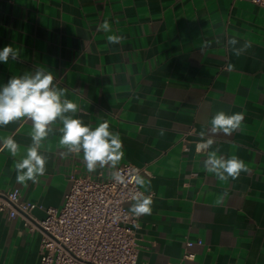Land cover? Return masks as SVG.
Returning <instances> with one entry per match:
<instances>
[{"label": "crops", "instance_id": "0c3cea01", "mask_svg": "<svg viewBox=\"0 0 264 264\" xmlns=\"http://www.w3.org/2000/svg\"><path fill=\"white\" fill-rule=\"evenodd\" d=\"M104 21L109 32L100 29ZM109 35L122 39L110 44ZM7 45L19 55L0 62V86L51 71L78 105L76 118L92 127L106 121L119 133L117 166L145 169L138 187L152 203L150 214L137 217L136 264H264L263 7L251 0H0V50ZM219 111L244 114L231 135L211 132ZM61 126L42 142L45 174L25 184L15 162L32 143L31 122L0 127V193L17 188L35 203L33 225L44 219L42 209L62 206L71 176L106 179L114 171L90 173L82 152L62 155ZM8 136L20 145L16 157L2 147ZM214 151L238 157L247 170L220 180L204 167ZM39 243L20 217L0 214V264H39ZM186 252L194 259H183Z\"/></svg>", "mask_w": 264, "mask_h": 264}, {"label": "clouds", "instance_id": "9594fccd", "mask_svg": "<svg viewBox=\"0 0 264 264\" xmlns=\"http://www.w3.org/2000/svg\"><path fill=\"white\" fill-rule=\"evenodd\" d=\"M100 29L109 32L111 30L109 22L104 21ZM107 39L110 44H115L119 43L122 37L109 35ZM18 55L16 49L7 45L0 50V62L7 64L9 57L15 60ZM54 79L51 71L39 68L34 73L26 72L20 76H11L4 85L0 86V127L22 120L30 121L32 125V143L26 149V156L15 162L16 180L21 184L29 180L35 183L38 177L45 174L47 157L41 153L42 142L56 131L54 125L57 122L62 125L59 127L61 133L59 145L65 149L62 155L82 152L83 161L90 173L97 168L104 169L106 166L114 170L124 156L119 133L111 132L106 121L92 127L76 118L78 105L66 98L65 90L58 88L54 84ZM243 120V113L228 115L219 111L211 118L209 124L213 134L231 135L240 127ZM204 135L202 130L199 133L201 140ZM213 143V139L206 141L208 147ZM2 145L13 157L20 153V145L12 136L3 139ZM216 151L204 161V167L220 180H226L228 177L236 178L241 171L247 170L243 160L235 156L228 159L218 158ZM111 178L122 180L116 171H111ZM134 179L139 187H144L143 178ZM134 200L130 207L131 214L139 217L151 213L150 197L139 193Z\"/></svg>", "mask_w": 264, "mask_h": 264}, {"label": "built area", "instance_id": "2783aa9c", "mask_svg": "<svg viewBox=\"0 0 264 264\" xmlns=\"http://www.w3.org/2000/svg\"><path fill=\"white\" fill-rule=\"evenodd\" d=\"M251 3L264 8V0ZM114 171L122 180L71 176L62 206L42 209L45 217L35 225L30 218L37 205L22 200L17 188L0 193V214L20 217L30 232H39V264H136L138 218L126 204L139 193L145 196L134 178L146 171L131 164ZM183 259L193 260L194 255L186 252Z\"/></svg>", "mask_w": 264, "mask_h": 264}]
</instances>
